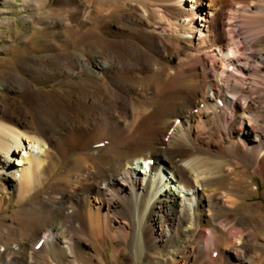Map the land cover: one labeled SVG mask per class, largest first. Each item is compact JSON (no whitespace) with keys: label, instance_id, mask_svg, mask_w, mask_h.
<instances>
[{"label":"bare ground","instance_id":"bare-ground-1","mask_svg":"<svg viewBox=\"0 0 264 264\" xmlns=\"http://www.w3.org/2000/svg\"><path fill=\"white\" fill-rule=\"evenodd\" d=\"M25 2L24 21L46 33L29 39L21 62L14 44L2 46L0 214L12 200L35 199L27 207L37 219L29 231L0 226V264H122L124 252L133 264L167 248L160 264H202L192 239L213 224L223 232L216 222L239 201L240 172H227L254 164L250 178L264 179V120L244 115L254 110L246 79L264 86V0ZM142 159L144 174L131 167ZM165 172L183 183L180 195ZM249 219L226 230L228 264H264V244L242 235Z\"/></svg>","mask_w":264,"mask_h":264},{"label":"rangeland","instance_id":"rangeland-1","mask_svg":"<svg viewBox=\"0 0 264 264\" xmlns=\"http://www.w3.org/2000/svg\"><path fill=\"white\" fill-rule=\"evenodd\" d=\"M17 3L15 5H5L2 0H0V57L5 56L3 52H5L2 49V46L5 44H14V48L12 50V54L18 53L16 56V60L21 62V60L25 56V51L27 50L29 39H31L34 42H39L41 38H44V34L46 33V30L43 26L41 25H35L33 22H25L24 21V16L30 14V10L32 7H25V0H15ZM186 2H190L191 0H185ZM2 9H6V11H3ZM14 10V11H13ZM9 17V21L6 22L5 19ZM264 21V18H262L261 23ZM241 23L237 22L236 23V28L239 29L241 27ZM264 26V25H263ZM186 37H191V34H184ZM15 52V53H14ZM41 53V52H38ZM250 55V51L247 50L246 56ZM6 57V56H5ZM8 57V56H7ZM8 65L12 66L14 65L13 62L9 63ZM1 70V66H0ZM253 78L249 77L246 81L245 89H246V105L248 104H253L254 110L250 112H246L245 118H247L249 121V124L257 125V122H262L264 120V110L262 109V105L264 102V86L261 85L260 87L256 88V84L253 83ZM258 86V85H257ZM228 108V107H227ZM75 156L77 155H70L68 159L64 160L60 166L58 167L56 171V175L54 177H57L60 172L63 170V168H66L74 159L76 158ZM16 166V160L12 161V165ZM187 167H190L189 164H186ZM253 167H255L254 164H251L250 166H245V165H239L235 166L232 168L230 171L227 172V175L229 176H234L235 172H240V180L238 179V182L236 184V187L238 188L237 190L239 191L240 194L237 196L239 198V201L237 204L234 206L235 211L233 212H228L224 215L223 219L220 221L216 222V224L220 227L219 229H223V232H218L217 226L215 224L211 225L209 228L205 229L203 235L201 238L198 240H193L192 243L194 245H198L201 248V262L202 264H228L229 257H230V249L233 245H227L225 244L228 241V236H227V228L230 229L231 231H237L234 226L241 221L245 220L248 216H251V213H255L253 219H249V222L245 224L244 227H242L243 230V236L248 239L249 242L252 243V245L256 244V240H258L259 243L264 244V179L260 175H256L252 178H250V174H253ZM138 168H141L142 170L144 169L143 167L138 166ZM199 171V170H198ZM198 171H193L192 175L196 176L198 175ZM166 175V176H165ZM164 177L168 179V188L172 189V192L176 193L177 195H180L179 189L181 185L174 179V176L171 175L170 173L165 172ZM206 174L202 175V177H205ZM18 177V175H17ZM50 185V184H49ZM43 189L44 192H42L41 197L45 196V191L47 190L48 186ZM255 186V192L252 193L249 196V190L251 188H254ZM42 190V191H43ZM237 191V193H238ZM184 194V198L186 201L189 200L190 194L188 193H182ZM247 198L245 199V197ZM244 197V198H243ZM35 199H29L27 202L23 203L19 201V199L12 200L9 204V208L6 210L5 213L0 214V226H8L11 225L12 227L19 229V230H24V231H29L32 227L27 221L29 219L31 220H36L37 215L34 213L33 209L31 207H27L29 203H32ZM37 204L33 202L34 206ZM259 206V209L257 206ZM255 207L257 209H255ZM251 208H254L255 212L252 210L249 212ZM236 210H240L241 212L238 213V215H235ZM191 213H193V209L191 210ZM244 213V214H243ZM257 218V219H254ZM224 220L227 221L228 225L224 226L223 222ZM190 225L188 224L186 226V229H189ZM47 230V229H46ZM45 230V231H46ZM44 231V232H45ZM4 236L3 239H5L6 235ZM239 238V237H238ZM240 239V238H239ZM188 240H191L190 237H188ZM211 241H216V245L213 248V245L211 244ZM94 244L97 243L95 239H93ZM223 245L225 247H223ZM16 249L18 247H15ZM214 249L213 253L212 250ZM2 252H5V246L0 247ZM193 251H195V247L192 248ZM58 250V249H57ZM113 250V246H109L106 251H105V256L107 257L108 260H111V252ZM168 248L162 249V250H154V251H146L143 255L133 257L132 263L133 264H160L162 259H166V262H168L167 257L169 256V251H167ZM221 253L219 259L218 255L215 254ZM50 253V252H49ZM49 253H44L42 255V259L46 261H52ZM215 253V254H214ZM262 260H264V251L261 250L258 252ZM255 254V253H254ZM174 255V254H172ZM176 255L180 256H185L180 254V252ZM128 256V252H124L122 257L119 258L120 262L122 264H125V258ZM175 256V255H174ZM200 256L194 255L193 253H190L187 255V257L190 260H193V258H199ZM138 261H136V259ZM171 259L172 256H170ZM214 259L216 261H214ZM161 261V262H160ZM96 264H100L98 261ZM169 264V263H168ZM173 264V261L171 260V263Z\"/></svg>","mask_w":264,"mask_h":264}]
</instances>
